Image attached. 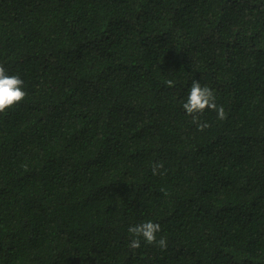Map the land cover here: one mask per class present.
<instances>
[{
    "label": "trees",
    "instance_id": "trees-1",
    "mask_svg": "<svg viewBox=\"0 0 264 264\" xmlns=\"http://www.w3.org/2000/svg\"><path fill=\"white\" fill-rule=\"evenodd\" d=\"M0 65V264H264V0H0Z\"/></svg>",
    "mask_w": 264,
    "mask_h": 264
},
{
    "label": "clouds",
    "instance_id": "clouds-1",
    "mask_svg": "<svg viewBox=\"0 0 264 264\" xmlns=\"http://www.w3.org/2000/svg\"><path fill=\"white\" fill-rule=\"evenodd\" d=\"M169 88L174 87V81H167ZM27 93L24 91V81L19 75H9L3 65H0V114L7 115L8 110L20 105L26 98ZM183 109L188 116H191L193 123L197 124L199 131H204L209 127L207 123H200V116L205 110H213L217 112V119H226V113L223 106L216 103V95L208 86H202L200 81L192 82L186 101L183 103ZM163 164L153 166V175L160 174L157 169H162ZM129 233L134 237L130 243L132 249L141 247V240L147 245H156L161 249L167 248V240L165 237L157 239V234L161 231L158 223L152 221L143 222L141 224L131 226Z\"/></svg>",
    "mask_w": 264,
    "mask_h": 264
}]
</instances>
